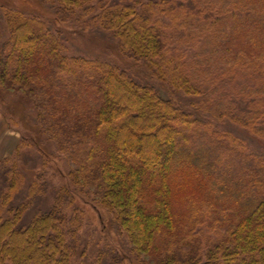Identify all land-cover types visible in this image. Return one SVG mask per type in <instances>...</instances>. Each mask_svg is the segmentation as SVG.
<instances>
[{
  "label": "trees",
  "instance_id": "1",
  "mask_svg": "<svg viewBox=\"0 0 264 264\" xmlns=\"http://www.w3.org/2000/svg\"><path fill=\"white\" fill-rule=\"evenodd\" d=\"M104 1L0 0L9 32L0 48V99L17 92L19 107L33 102L41 111L39 127L23 128L63 181L53 206L23 224L43 186L31 182L18 201L23 174L0 161V264H74L84 218L109 244L92 264H264V158L247 153L231 131L210 135L213 121L200 115L205 109L264 140V0ZM47 3L85 12L151 77L193 97L195 114L127 70L66 54L36 15ZM192 13L202 24H187ZM159 16L171 24H158ZM189 31L207 47L197 62L206 77L167 48ZM48 134L70 170L43 142ZM206 224L210 230L199 227ZM120 234L136 259L124 253Z\"/></svg>",
  "mask_w": 264,
  "mask_h": 264
},
{
  "label": "rangeland",
  "instance_id": "2",
  "mask_svg": "<svg viewBox=\"0 0 264 264\" xmlns=\"http://www.w3.org/2000/svg\"><path fill=\"white\" fill-rule=\"evenodd\" d=\"M114 1L117 0H105L103 3L109 2V4H112ZM135 1L137 0H133V2ZM141 1L156 2L158 0ZM92 4L93 6H97V2ZM45 7L46 11L44 14L36 15L43 20L46 25L50 26L59 34V37H61L64 42V52L66 54L101 60L114 64L123 70H127L136 82L154 87L163 97L174 100L176 104H179L184 109L192 111L195 114L197 108L192 104L194 101L193 97H187L182 93H175L168 85L159 79L151 77L147 69H145L146 67L143 62L136 61L129 55L123 54L120 50L119 40L111 34V32L106 31L99 25H95V23L87 20L89 16L85 12H81V10L70 12L64 10L63 12H60V10H57L58 7L55 3H47ZM197 8L200 9L199 7ZM97 9L98 8H96V10ZM176 9V13L178 14L189 15L186 11L181 12L178 8ZM4 14L5 9L0 6V48L9 37L8 28L6 27L7 20ZM192 14L189 18H186L187 24L193 23L196 26L202 24V20L200 18H203V16ZM158 20V24H171L169 18H166L165 16H159ZM181 22L182 20L179 18L176 25H180ZM190 32L191 31L187 32L186 36L180 40H173L169 43L166 42L167 48L180 58L181 62L185 64L189 72H195L202 77H206V67H199L197 62L201 58L199 55L202 53L201 48L206 50L207 47L203 43V38L202 40L200 39L201 36L198 35L197 31ZM221 61L222 63L220 65H223V63L225 64L223 60ZM220 65H217V68L214 69V74H220L218 71L220 70ZM248 73L245 72L242 76L246 77ZM230 84L232 86L235 83L230 79ZM226 88L228 89L225 90H230L231 87ZM19 98V93L12 92L6 94L4 98L0 99V161H2V159L9 160L7 163L9 165L15 164V167H17V169L23 174L24 178L21 183L24 184L25 187L24 190L21 191L18 201H24L26 199V194H28V188L31 185V182L34 183L37 181L40 186H43L41 192L39 191L34 194V201L32 205L29 206V210L23 218V224H27L31 218L48 211L53 206L54 193L63 181L57 171L54 170L53 163L49 159L45 158L42 152L34 146V137H32V135L30 136V133L23 128V125H25L26 128L33 131L36 127H39V125L43 122L39 116L41 111L37 110L33 102L26 104V106L24 105L25 107L22 109L16 103ZM200 115L202 120L213 121V125L210 126L212 128V131L209 133L210 135L212 132H218L220 134V132L225 130L231 131V133L233 132L245 141L244 144L247 145V148L245 149L247 153L258 154L264 158L263 139L255 137L254 134L244 129V127L242 128L236 126L228 121L218 123V121L213 119L212 115H210L209 112H206L205 109H203ZM46 122H48V124L51 123L49 122V119H46ZM201 138L202 133L200 134V137L197 136V140H203ZM42 139L49 151L55 156L59 155L62 162L67 166V169L71 168V161L67 160L68 158L65 157L66 155L62 154L63 152L61 151V147H59L56 143V136L54 137L48 134L43 136ZM0 167H3L4 169L6 166L4 163H1ZM1 182L2 179H0V183ZM193 203V201L189 202L190 206L186 208L185 213H190L189 211L193 207ZM73 211L74 209L69 210L70 215L74 213ZM95 227L94 223H92L89 219L84 218V225L83 228H81V239L79 240L80 253L75 259L74 264H92L97 254L100 251L104 253V251L108 248L107 245L109 244L107 240H105L106 238L103 237V235H101ZM199 227L203 230H210L207 224ZM117 231L119 234L120 231ZM117 240L119 242L121 241L123 244L124 253L127 252L126 254L131 257L132 255L130 254V250L132 247L126 234H120ZM104 256H106L105 253ZM132 258L136 259L134 256H132ZM143 258V260H145V258L147 259V256ZM139 263V261L134 260L126 264ZM116 264L123 263L119 262Z\"/></svg>",
  "mask_w": 264,
  "mask_h": 264
}]
</instances>
